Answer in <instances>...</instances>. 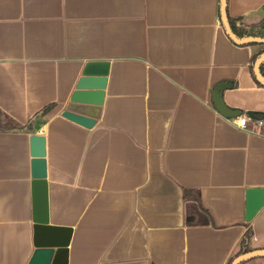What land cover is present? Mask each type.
I'll return each mask as SVG.
<instances>
[{"label": "crops", "instance_id": "crops-1", "mask_svg": "<svg viewBox=\"0 0 264 264\" xmlns=\"http://www.w3.org/2000/svg\"><path fill=\"white\" fill-rule=\"evenodd\" d=\"M221 1L0 0V264L34 250L33 134L65 264H228L248 228L264 249V205L245 219L246 190L264 187V60L250 67L264 42L234 41ZM226 13L259 22L264 0H226ZM89 61L108 63L100 105L70 100ZM219 83L232 116L212 102Z\"/></svg>", "mask_w": 264, "mask_h": 264}, {"label": "water", "instance_id": "water-1", "mask_svg": "<svg viewBox=\"0 0 264 264\" xmlns=\"http://www.w3.org/2000/svg\"><path fill=\"white\" fill-rule=\"evenodd\" d=\"M224 2L221 1L223 23L230 37L238 43L264 42V38L247 37L237 39L231 33L224 13ZM264 60V55L256 61ZM106 61H89L81 71L70 100L75 103L100 105L103 100L105 83L107 80ZM257 71V69H256ZM257 73V72H256ZM257 78L263 80L257 75ZM225 83H219L212 91V102L215 108L224 116L234 114L235 109L227 107L222 98L221 91ZM62 116L86 127H91L95 119L92 117L64 110ZM45 140L41 134L31 135L32 166V209H33V245L34 250L27 264H65L69 242V230L48 224L47 214V185L45 180L46 169L44 160ZM264 205V187H251L246 190L245 219L250 221L259 209ZM264 255V249H255L243 253L233 259L231 264H236L252 255Z\"/></svg>", "mask_w": 264, "mask_h": 264}, {"label": "trees", "instance_id": "trees-1", "mask_svg": "<svg viewBox=\"0 0 264 264\" xmlns=\"http://www.w3.org/2000/svg\"><path fill=\"white\" fill-rule=\"evenodd\" d=\"M224 13H225V17H226V21H227V24L229 26V29L235 38H237V39H244L247 37L264 38V19L260 20L259 22L245 24L240 20L239 17H230L226 13V0L224 2ZM251 43H253V42H251ZM263 54H264V49L260 50L257 54H255L250 60V67H252L254 65V62H256L257 58ZM258 71H259L261 78L264 80V70L262 69L261 64L259 66ZM52 106L53 105L50 104V105L43 107L40 111H38L35 115H33V117L29 120V122L26 126L16 128V130H28V129H30V127H31L32 123L35 121V119L38 117H41L43 114H45ZM0 128L6 129L8 127L2 126L0 124ZM186 195H188V193H186ZM251 234H252V231L250 228H248L244 232V234L242 235V238H241L239 251L237 252V254L235 255L234 258H236L237 256H239L243 253L251 251V248L249 246V240H250ZM255 256H260V254H256V255L246 257L245 259L241 260L240 262H237L236 264H241L245 260L252 258V257H255ZM231 262L228 264H231Z\"/></svg>", "mask_w": 264, "mask_h": 264}, {"label": "built area", "instance_id": "built-area-1", "mask_svg": "<svg viewBox=\"0 0 264 264\" xmlns=\"http://www.w3.org/2000/svg\"><path fill=\"white\" fill-rule=\"evenodd\" d=\"M249 121H254V120L248 114L242 113L238 116V120L235 122V124L240 126V127L245 128ZM258 123H259V125L264 126V120L263 121L260 120Z\"/></svg>", "mask_w": 264, "mask_h": 264}]
</instances>
